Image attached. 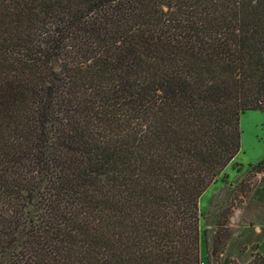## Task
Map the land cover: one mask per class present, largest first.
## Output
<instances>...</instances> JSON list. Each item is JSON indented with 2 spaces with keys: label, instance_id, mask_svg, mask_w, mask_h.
<instances>
[{
  "label": "trees",
  "instance_id": "1",
  "mask_svg": "<svg viewBox=\"0 0 264 264\" xmlns=\"http://www.w3.org/2000/svg\"><path fill=\"white\" fill-rule=\"evenodd\" d=\"M251 110L264 0H0V264H202Z\"/></svg>",
  "mask_w": 264,
  "mask_h": 264
},
{
  "label": "rangeland",
  "instance_id": "2",
  "mask_svg": "<svg viewBox=\"0 0 264 264\" xmlns=\"http://www.w3.org/2000/svg\"><path fill=\"white\" fill-rule=\"evenodd\" d=\"M241 131V150L234 162L227 166L201 197L199 213L202 264H229V259L222 260L221 255L231 239L229 222L240 203V196L264 180V172L254 168L264 160V111L251 110L242 114ZM238 173L244 176L236 181L234 177ZM238 243V240H233L227 253L237 254Z\"/></svg>",
  "mask_w": 264,
  "mask_h": 264
},
{
  "label": "crops",
  "instance_id": "3",
  "mask_svg": "<svg viewBox=\"0 0 264 264\" xmlns=\"http://www.w3.org/2000/svg\"><path fill=\"white\" fill-rule=\"evenodd\" d=\"M243 176L242 173H238L234 179L237 181ZM232 216L229 222L231 239L221 254L222 260L229 259V264L232 261L237 264H249L253 258V246H257V252L264 257V180L240 196V203ZM233 240L239 241V249L237 254L230 255L227 250Z\"/></svg>",
  "mask_w": 264,
  "mask_h": 264
}]
</instances>
